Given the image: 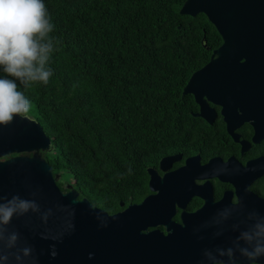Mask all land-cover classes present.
Masks as SVG:
<instances>
[{
	"label": "trees",
	"instance_id": "obj_1",
	"mask_svg": "<svg viewBox=\"0 0 264 264\" xmlns=\"http://www.w3.org/2000/svg\"><path fill=\"white\" fill-rule=\"evenodd\" d=\"M185 1L43 0L52 75L17 88L51 140L41 155L53 176L69 175L78 200L108 215L149 195L146 170L161 158L208 143L182 91L222 40L206 16L179 14Z\"/></svg>",
	"mask_w": 264,
	"mask_h": 264
},
{
	"label": "water",
	"instance_id": "obj_2",
	"mask_svg": "<svg viewBox=\"0 0 264 264\" xmlns=\"http://www.w3.org/2000/svg\"><path fill=\"white\" fill-rule=\"evenodd\" d=\"M258 10L264 11V0H186L182 5L180 15L206 16L222 40L183 88L182 95H191L199 107L193 117L211 123L206 99L239 94L241 23ZM51 150V140L32 118L16 116L0 125V264H264V254L249 257L244 252L253 251L256 226L264 225V201L244 202L242 208L209 202L193 214H182L183 227L170 220L178 183L200 170L198 157L162 178L148 168L150 194L108 215L88 200H78L75 190L58 188L41 155ZM177 158L161 159L160 169ZM8 209L12 214L5 221ZM158 225L166 234L148 231Z\"/></svg>",
	"mask_w": 264,
	"mask_h": 264
},
{
	"label": "flooded vegetation",
	"instance_id": "obj_3",
	"mask_svg": "<svg viewBox=\"0 0 264 264\" xmlns=\"http://www.w3.org/2000/svg\"><path fill=\"white\" fill-rule=\"evenodd\" d=\"M239 40V94L206 99L212 116L211 123L202 119L207 125L208 143L195 153L163 157L178 156L166 170L159 166L163 158L153 168L162 178L181 171L187 159L198 157L200 170L178 183L170 218L175 226L183 227L182 214H193L209 202L223 201L228 207L242 208L244 202L249 206L264 201V11L258 10L247 24L244 16ZM153 230L166 234L161 225L148 229Z\"/></svg>",
	"mask_w": 264,
	"mask_h": 264
},
{
	"label": "clouds",
	"instance_id": "obj_4",
	"mask_svg": "<svg viewBox=\"0 0 264 264\" xmlns=\"http://www.w3.org/2000/svg\"><path fill=\"white\" fill-rule=\"evenodd\" d=\"M53 27L43 0H0V69L6 74L0 77V125L16 116L30 119V101L18 90L17 81L25 88L47 84L52 75L46 65L54 51L49 36ZM19 207L26 210L27 206L21 203ZM11 214V209L6 210L4 220ZM256 227L253 251L244 250L249 257L264 254V225ZM246 239L252 241L253 236Z\"/></svg>",
	"mask_w": 264,
	"mask_h": 264
},
{
	"label": "rangeland",
	"instance_id": "obj_5",
	"mask_svg": "<svg viewBox=\"0 0 264 264\" xmlns=\"http://www.w3.org/2000/svg\"><path fill=\"white\" fill-rule=\"evenodd\" d=\"M28 117L32 118L33 116L28 113ZM57 184H61L64 189H71L72 178L67 174H56L54 175Z\"/></svg>",
	"mask_w": 264,
	"mask_h": 264
}]
</instances>
